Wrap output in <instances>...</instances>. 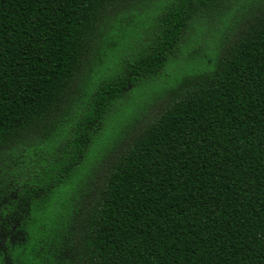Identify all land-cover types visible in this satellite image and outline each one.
I'll list each match as a JSON object with an SVG mask.
<instances>
[{"label":"trees","instance_id":"trees-1","mask_svg":"<svg viewBox=\"0 0 264 264\" xmlns=\"http://www.w3.org/2000/svg\"><path fill=\"white\" fill-rule=\"evenodd\" d=\"M0 264H264V0H0Z\"/></svg>","mask_w":264,"mask_h":264},{"label":"rangeland","instance_id":"rangeland-1","mask_svg":"<svg viewBox=\"0 0 264 264\" xmlns=\"http://www.w3.org/2000/svg\"><path fill=\"white\" fill-rule=\"evenodd\" d=\"M169 75H172L171 73L169 74ZM153 106H154V104L153 105H151L150 107H149V109L150 108H153ZM139 115L141 116L142 115V113H139ZM132 121H135V123H137V119H135V118H133V120ZM126 128H125V131H124V133H126ZM123 133V134H124ZM96 176H97V174H96ZM91 186H92V184H90ZM88 196V194H86L85 195V197H87ZM78 204H79V202H78ZM77 204V205H78ZM80 206V205H79ZM82 206V205H81ZM74 222H75V219H74V216H73V218L71 219V226H74ZM73 230V227H70V232ZM63 255V257H68L69 255L70 256H72V251H71V248H70V245L68 246V245H66V248L64 249V253L62 254Z\"/></svg>","mask_w":264,"mask_h":264},{"label":"flooded vegetation","instance_id":"flooded-vegetation-1","mask_svg":"<svg viewBox=\"0 0 264 264\" xmlns=\"http://www.w3.org/2000/svg\"><path fill=\"white\" fill-rule=\"evenodd\" d=\"M15 228V226H12V229H14Z\"/></svg>","mask_w":264,"mask_h":264}]
</instances>
